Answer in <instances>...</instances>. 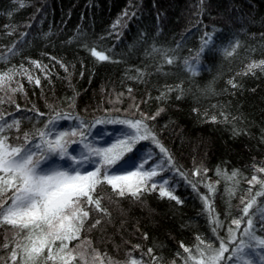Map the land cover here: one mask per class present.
I'll return each mask as SVG.
<instances>
[{"label": "trees", "instance_id": "1", "mask_svg": "<svg viewBox=\"0 0 264 264\" xmlns=\"http://www.w3.org/2000/svg\"><path fill=\"white\" fill-rule=\"evenodd\" d=\"M126 9L129 15L113 29ZM206 31L214 32L215 47L205 52L199 74L192 76L184 60H192ZM22 37L24 43H18ZM13 45L18 52L9 55ZM153 46L161 51L154 52ZM93 47L110 60L98 61L91 55ZM164 50H169L167 55ZM225 50L233 54L228 56ZM0 53L5 57L0 62V74L15 66L0 81V97L5 100L2 107L6 119L13 115L21 119V133L33 130L34 124L42 127L39 121L48 118L25 119L35 114L33 108L46 114L52 108L72 112L87 124L105 118L143 119L164 108L155 120L146 122L154 126L176 168L197 181L198 190L174 172L166 175L174 180L182 205L160 198L158 192L145 193L140 201L130 196L118 198L110 186L103 185L98 192L110 215L90 213L81 239L92 242L105 264L109 258L113 264H126L130 254L155 264L149 248L152 255L161 258L160 264H184L181 257L188 253L181 243L195 252L197 245L204 247L197 240L200 235L218 247V237L227 239L231 220L243 215L250 195L260 190V183L249 181L253 175L264 180V172L257 171L264 167V66L249 72L248 65L264 60V0H204L203 4L201 0H0ZM173 55L177 59L170 65L167 59ZM52 58L67 65L68 72ZM30 61L45 67L38 68ZM45 72L49 73L47 79ZM28 75L33 77L31 82ZM37 77L40 87L35 86ZM230 80L237 87L233 88ZM20 84L23 91L9 90ZM169 88L175 90L169 92ZM9 96L15 104L8 101ZM221 113L227 115V122H222ZM212 116L217 117L216 122ZM77 123L61 120L53 132L71 131ZM111 124H95L88 130L87 139L97 128L109 131ZM17 135L15 130L9 133L11 143H22ZM137 148L126 152L124 159L135 160L143 150L158 155V149L153 151L148 141ZM62 165L56 158V166ZM130 165H123L121 170H128ZM197 168L201 175L192 176ZM217 169L223 175H218ZM233 172L237 176L225 178ZM209 185L215 188L214 193L208 192ZM198 193L209 195L215 217L224 224L216 233ZM257 200L264 201V197ZM255 208L253 205L250 211ZM95 219L101 223L91 228ZM259 234L264 236V232ZM13 235L9 225H0V264H11ZM5 243L8 248L3 247ZM78 243L73 240L69 248ZM73 264L82 262L77 258Z\"/></svg>", "mask_w": 264, "mask_h": 264}, {"label": "snow or ice", "instance_id": "2", "mask_svg": "<svg viewBox=\"0 0 264 264\" xmlns=\"http://www.w3.org/2000/svg\"><path fill=\"white\" fill-rule=\"evenodd\" d=\"M203 2L204 0H201L202 4ZM128 15L126 9L121 18L112 25L113 29L121 23L124 16ZM18 43H24V37ZM180 46L178 44L177 49ZM214 47V32L206 31L201 38V46L192 60H184L186 70L192 76L199 74L202 56ZM153 51L161 50L153 46ZM168 51L164 50V54L167 55ZM171 51L175 52V50ZM225 51L228 56L233 54L231 51ZM17 52L18 49L13 45V48L9 50V55ZM91 55L100 62L110 60L109 56L97 51L95 47L91 49ZM176 59L177 57L173 55L167 59V63L174 64ZM3 61L5 57L0 53V62ZM30 63L38 68L45 67L38 61H30ZM56 63L68 72L67 65L62 61L56 59ZM261 66H264V60L249 64L248 71L251 72L252 69ZM19 67L27 73L28 70L24 65ZM14 68L15 66H12L0 74V81ZM80 75L83 77L84 73L81 72ZM48 76L49 73L45 72L44 78L47 79ZM27 78L29 82L33 79L31 75ZM229 83L233 88L237 87L233 81L230 80ZM40 85L41 80L37 77L35 86L40 87ZM9 90L12 93L23 91V84H20L19 88ZM173 90L175 89H168L169 92ZM128 91L131 93L132 89L129 88ZM164 95L165 93H161V96ZM181 95H178L177 99H180ZM8 101L15 104L11 96L8 97ZM4 103V98L0 97V225H9L14 232L15 246L10 252L11 264H48V262L73 264L77 258L82 264H96L97 260L100 264H105L101 253L92 248V242L88 239H81V232L85 230V223L89 220L90 213L95 211L104 216L110 215L108 209L102 204L103 197L98 192V189L105 184L110 186L112 193L118 198L130 196L140 201L145 193L158 192L160 198H167L169 201H174L176 205H182L183 200L176 194L174 180L166 175L174 172L191 184L194 191L198 190L197 181L190 180L186 173L176 168L172 154L162 145L158 135L153 131L154 126L146 122L148 119L155 120L164 108H160L154 116H145L143 119L105 118L97 119L93 124H87L72 112L52 108L49 114H46L33 108L31 111L35 114L25 119L36 121L38 117L45 115L48 118L46 121H39L42 127H36L34 124L33 130L21 133V119L14 115L11 119H6L2 107ZM69 107L73 105L70 104ZM136 107L138 109L139 106ZM16 111H20L18 104ZM221 115L224 116L222 122H227V115L224 113ZM211 119L212 122L217 121L216 116H212ZM61 120L78 123L71 131L54 133L53 128ZM102 122L126 125L133 131L127 134L126 139L120 140L112 148L93 147L86 142L88 130ZM12 130L18 133L16 139L22 140V143L10 142L9 133ZM76 136L80 139H68ZM144 141L154 146L153 151L158 149V155L154 156L153 152L149 151L142 156H137L135 160L124 159L126 152L132 153L133 149ZM81 143L85 151L80 152L79 155L76 154V149L69 152L70 144ZM137 151H139L138 148ZM93 157H98V159H93ZM56 158L64 164L56 166ZM129 163H131V169L122 171L123 165ZM118 164L120 167H116ZM202 171L206 174L208 170L204 168ZM257 171L264 172V167L258 168ZM217 174L223 175L220 169H217ZM237 174L233 172L225 178L231 180ZM200 175V168L192 173V176ZM253 182L260 183L261 188L255 192L254 196L250 195L249 202L243 208V215L231 220V225H235V228L228 226L227 239L218 237L219 246L214 247L212 241H206L204 237L197 235V240L204 247L197 245L195 252L181 243L184 252L188 253L187 257H181L184 264H188L190 260L193 264H264V236L259 234L264 232V201L257 200L258 197H264V180H258L257 176L253 175L249 183ZM229 191L231 192L232 189ZM208 192L214 193L215 188L209 185ZM248 192L251 194L252 189L249 188ZM199 196L207 210L212 231L216 233L218 229L224 227V224L215 217V208L209 195L199 194ZM241 203H244V198H241ZM253 205H256V208L250 211ZM100 223L101 219H95L91 228H95ZM242 224L245 225L243 228ZM237 234H239V239ZM73 240H78L80 243L69 248ZM3 247L8 248L9 244L5 243ZM135 247L139 248V245ZM152 253L153 249L149 248L148 254L152 261L160 264L161 258ZM226 253L227 256H225ZM107 264H113L110 258ZM126 264H147V262L142 258L131 257L130 254V259L126 261Z\"/></svg>", "mask_w": 264, "mask_h": 264}, {"label": "rangeland", "instance_id": "3", "mask_svg": "<svg viewBox=\"0 0 264 264\" xmlns=\"http://www.w3.org/2000/svg\"><path fill=\"white\" fill-rule=\"evenodd\" d=\"M109 129V131L105 132L102 130V128H97L96 130H94V134L89 139H87L86 142L89 143L91 146L97 148H112V146L118 144L120 140L126 139L127 134L133 131L132 129H129L126 125L116 123L111 124ZM105 139H108V141L103 144ZM73 149L77 150V155H79L80 152L85 151L83 148V144L74 145L69 149V152H72ZM147 152V150H143L141 156L146 154ZM96 158L97 157H93V159ZM60 163L64 164L63 161H60ZM129 169H131V165L129 166L128 170Z\"/></svg>", "mask_w": 264, "mask_h": 264}]
</instances>
